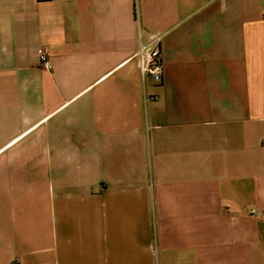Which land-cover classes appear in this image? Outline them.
<instances>
[{
    "label": "crops",
    "instance_id": "0c3cea01",
    "mask_svg": "<svg viewBox=\"0 0 264 264\" xmlns=\"http://www.w3.org/2000/svg\"><path fill=\"white\" fill-rule=\"evenodd\" d=\"M14 263L264 264V0H0Z\"/></svg>",
    "mask_w": 264,
    "mask_h": 264
},
{
    "label": "built area",
    "instance_id": "2783aa9c",
    "mask_svg": "<svg viewBox=\"0 0 264 264\" xmlns=\"http://www.w3.org/2000/svg\"><path fill=\"white\" fill-rule=\"evenodd\" d=\"M137 55L139 56V63L144 79L150 76L157 84H162L164 62L159 47L155 46L151 48L149 45L143 44L140 46ZM39 61L44 68L50 69L52 67L51 60L45 51L40 53ZM157 98V95H149L146 97V102L154 101Z\"/></svg>",
    "mask_w": 264,
    "mask_h": 264
}]
</instances>
